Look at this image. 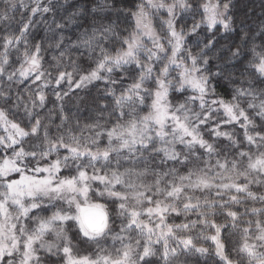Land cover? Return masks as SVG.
Listing matches in <instances>:
<instances>
[{
  "label": "snow or ice",
  "instance_id": "1",
  "mask_svg": "<svg viewBox=\"0 0 264 264\" xmlns=\"http://www.w3.org/2000/svg\"><path fill=\"white\" fill-rule=\"evenodd\" d=\"M19 4L24 6L23 0H19ZM35 4L31 8L32 16L51 10L49 6H42L40 0H35ZM17 6L18 0H8V8L15 10ZM134 7V11L124 9L135 20V28L122 39L121 48L113 54L100 43L104 35L97 36L96 30L91 36L85 33L87 38L78 39L61 51L58 58L53 57L58 73L54 76L43 69L45 49L42 43L32 44L28 40L29 29L33 26L31 19L23 23L19 35L0 38L3 48L0 80L23 83L31 79V85L24 89L27 103L22 94L17 93L14 105L24 104L27 127L10 120L7 111L0 108V129L3 131L0 134V264H43L40 252L48 258H57L62 264H151L148 258L157 255L154 247L157 245L160 246L159 264H182L181 256L210 254L209 248L198 247L190 234L198 225L214 231L202 238L211 241L217 264H240L231 258L221 239L222 230L229 226L241 233V243L233 251L245 257L247 264H264V193L252 191V186L264 187V88L257 89L254 82L249 81L248 88L234 89L230 101L209 100V96L216 94L211 80L221 76L220 71H210L209 58L205 55V49L210 48L213 41L209 40L196 54L185 47L186 37L201 28L213 32L219 25L230 31L229 3L222 0H203V3L196 0L195 4L189 0H172L171 3L140 0ZM153 9H164L168 14L164 21L167 25L165 37L158 35L151 26L149 17ZM177 9L193 13V19L199 13L201 19H194L187 31L177 30ZM0 19H9L7 10L0 12ZM109 31V28L103 29V33ZM144 37L151 47L143 43ZM63 40L61 36L55 45L57 49L62 47ZM21 43L25 46L21 65L8 72L9 52ZM70 48L77 51L84 48L89 56L99 48L95 67L80 75L78 80H74V75L79 66L70 57L68 63L73 71L60 70L61 61ZM16 51L19 52L18 47ZM251 51L252 59L247 67L257 81L264 83V51H257L256 46ZM141 55L147 62L140 59ZM232 55L239 57L242 53L237 48ZM157 64L163 66L157 69ZM128 65H135L139 75L119 95L114 89L109 90L114 101L108 113L109 118H114L111 127L99 122L105 119L103 115L95 123L81 127L79 121L73 123V118L64 114L65 98L70 97L73 89H82L93 81L116 84L118 81L112 80V74L124 71ZM173 71L176 77L170 79ZM53 81L60 117L55 136L36 111L45 107L44 89ZM65 82L67 90L56 91ZM146 84L153 87H146ZM189 90L193 95H185ZM173 93L185 96L184 102L173 104L169 99ZM0 98L7 102L11 96L0 92ZM241 100L247 101V107L241 106ZM195 104L200 111H193L191 106ZM144 107L147 113L140 114L138 109ZM221 110L226 118L208 131L217 140H228V149L223 155L201 133V128L213 122V113ZM51 111L48 119H51ZM256 118L261 121V130H257ZM237 125L243 132L242 142L235 138L234 132L221 131L222 126ZM76 129L80 133L87 130L92 135L76 134ZM30 140L38 141L29 145L33 150L25 147ZM105 140V146L101 147ZM177 145L183 150L177 151ZM62 152L65 154L61 155ZM113 156L116 157L115 167L109 168ZM212 157L216 159L213 161ZM121 158L133 165L144 163L146 167L141 171L126 168L121 172ZM84 160L87 163H83ZM154 162L157 167L171 162L188 170L179 174L177 167H170L160 172L148 167ZM194 162L197 166L189 167ZM98 163L100 167H96ZM63 171L69 175L62 176ZM150 171L154 175L150 184H138L132 179L142 178ZM14 174L18 178H13ZM93 184L98 187L93 188ZM197 192L201 195H196ZM90 193L116 204L121 223L119 231L111 236L113 244H120L115 254H104L103 249L95 258L74 253L67 225H74L81 238L97 243L112 231L106 204L92 203ZM249 200L261 206L245 208L243 212L232 210ZM58 202H63L66 209L62 206L49 216L41 215ZM190 214L197 219H189ZM173 215L184 216L187 222L168 223ZM217 215L230 219L231 225L218 224L209 218ZM242 216L253 219L242 220ZM241 224L246 226L240 227ZM48 235L54 240H46Z\"/></svg>",
  "mask_w": 264,
  "mask_h": 264
},
{
  "label": "trees",
  "instance_id": "2",
  "mask_svg": "<svg viewBox=\"0 0 264 264\" xmlns=\"http://www.w3.org/2000/svg\"><path fill=\"white\" fill-rule=\"evenodd\" d=\"M222 2L229 3V11L227 15L232 19L231 30L225 31L223 27L219 25L213 32H209L206 28H201L196 34L187 36L185 44L193 50L194 54H196L209 42V40L213 41L212 46L205 49V55L209 58L210 71H220L221 76L211 80V83L215 85L216 93L212 98H221L230 101L234 95V89L240 87V81H253L256 85L255 87H258L257 89L264 88V83L257 81L252 70L247 67L249 61L252 59L251 49L253 46H256L257 51H264V0H222ZM46 4L49 5L51 10L43 15L37 14L32 16L29 14L30 12L28 9H23L20 13H22L23 19H26L29 16L30 18H33V26L29 29L28 40L32 44H35L37 41L42 43V46L45 49L43 52L44 57L42 63L47 67L55 65L56 61L53 57H59V52H56L57 48L55 47V41L58 39L59 34H63V36H65L64 39H67L68 42L69 38L72 42H76L78 39H81L83 34L85 35V33H87V36H91L93 31L96 30L99 36L104 35V39L100 41L102 46L114 54L122 45V38H124L123 36L127 32L126 27L131 25V17L126 14L124 9L132 10V0H46ZM181 16L177 18V23L183 26L186 31L191 26V23L194 22V19L197 21L201 19V15L198 17L195 16L196 18L194 19L190 17L187 18L185 15ZM57 25H62V28H57ZM105 28H109L110 31L103 33V29ZM162 28L164 27L162 26ZM165 33L163 32L162 35H165ZM143 43L146 46L151 47V44L146 37L143 38ZM165 47L167 48L168 46L165 45ZM66 48L67 46L65 49ZM237 48L240 49L242 55L234 57L232 54ZM68 50L66 56L61 61V71H73V66L68 63L69 57L79 66V71L77 73L85 74L87 70L95 67L94 60L97 49L92 56H89L88 51L84 48H81L79 51L75 48H70ZM144 62L147 61L144 60ZM162 66L163 64H157L156 68L158 69ZM54 73L56 74L57 71ZM138 75L139 70L136 66L128 65L124 71H116L112 74V80L118 81L116 84L109 85L104 81H94L82 89H73V92L70 93V97L65 98L66 107L64 114L72 117L73 123L79 121L80 126L81 123L93 124L97 121L99 116L103 115L105 119H101L99 122L107 123L108 126L111 127L114 118H109L108 113L112 110L114 101L109 90L114 89L116 95H119L124 87L127 84H131L133 79ZM122 76L127 78L122 80ZM4 85L6 86L3 92L11 96V99L7 100V104L10 107V104L17 96V93L23 94V92H25L24 89L31 85V80L24 81L23 83L17 81H5ZM64 86L65 85L63 84L62 88H56V91H65L66 88H64ZM53 87H55L54 81L52 85L44 89L47 97L45 107L43 109H37L36 111H38L39 115L44 118V123L49 125L50 133H57L56 126L60 124V117ZM173 95L175 97L179 96V94L174 93ZM23 96L24 98H27V93L23 94L22 97ZM5 103L6 102L3 100V104ZM3 104H0V108L5 109ZM105 105H107V107H104ZM241 106L247 107V101L241 100ZM69 109H71V111H69ZM49 110H52L51 119H48ZM24 112L25 109L22 108L18 110L17 114H14L10 110L8 118L13 120V118L17 117V122L26 126L27 117L24 115ZM218 113L220 116L224 114L223 111ZM249 115L251 116L252 113L250 112ZM215 123L217 122L213 121L212 125ZM255 123L258 126L257 130H261L259 129L261 123L259 118L255 119ZM209 127L210 126H207L203 129V134L205 135L204 138L206 140L209 135ZM228 127L230 130H241L237 126ZM228 145L229 143L226 138H220L219 144L216 145L217 151L222 152L227 150ZM198 151L200 150L198 149ZM61 154H63V152ZM113 158H115V156H113ZM158 159L159 158H157V161ZM125 164L133 165L132 163L128 164L126 162ZM153 164V169H155L157 163L154 162L150 165ZM135 166L138 165H133L132 167L136 168ZM160 166L177 167L182 170L186 169L187 172V168L173 165L171 162L166 164V166ZM189 167H192V165ZM64 173H66V171H63L61 175ZM252 191L257 192L258 194L264 193V187L252 186ZM196 195L200 196L201 194L197 192ZM212 198V196H209V199ZM225 199H227V197ZM260 206L259 203L254 204L249 200L244 204L234 206L232 210L243 212L245 208ZM112 209L115 212L116 204L112 203ZM217 211L219 212L220 210L217 209ZM188 218L197 219L193 214H190ZM209 218L215 220L218 224L231 225L232 223L231 220L224 215H217ZM171 219L174 221L173 223L176 224L187 222L184 216L177 217L173 215ZM241 219L248 220L253 219V217L242 216ZM245 226L246 225L243 224L240 225V227ZM213 232V230L205 229L203 226L199 225L197 228L191 230L190 234L194 237V243H196L198 247L203 246L209 248L210 254L202 256L198 253H192L187 256H181L180 260L182 264H217L218 258L213 254L214 248L211 246V241H205L202 238L203 235H211ZM68 235L73 241L74 253L76 255H83L93 251V245L87 240L82 239L75 226L72 224L68 225ZM180 235L184 234L180 233ZM221 239L225 243L226 251L231 257H237V260L239 259L240 263L247 262L245 257L237 255V253L233 251V249L239 247L241 243V233L238 230L229 226L222 230ZM154 247L157 251V255L148 259H150L151 264H159L160 246L157 245ZM47 259L58 261L54 258Z\"/></svg>",
  "mask_w": 264,
  "mask_h": 264
},
{
  "label": "rangeland",
  "instance_id": "3",
  "mask_svg": "<svg viewBox=\"0 0 264 264\" xmlns=\"http://www.w3.org/2000/svg\"><path fill=\"white\" fill-rule=\"evenodd\" d=\"M40 2H41V5L42 6H49L48 4H46V0H40ZM132 2H133V8H132V10L134 11L135 10V7L134 6L137 3H139L140 0H132ZM164 2L165 3H171L172 0H164ZM199 2L200 3H203L202 0H199ZM189 3L195 4L196 3V0H189ZM23 5L24 6H20L19 0H18V6H17V8L15 10H13V9L8 8V0H0V12H3L5 10H7L8 11V15H9V19L7 21H5L3 19H0V38H2L4 36H7V35H19L20 28L22 27L23 23H27L29 21V19H31V20L33 19L32 17L30 18V16L27 17L26 19H23L22 13H20V11L23 10V9H28L29 12H30L29 14L32 15L31 8L36 6L35 0H23ZM181 15H185V16H187V18L190 17V18L193 19V13H191V12L182 13L179 9H177V18L180 17ZM195 16L198 17L200 15L199 14H195ZM195 16H194V18H196ZM149 19L151 20V26H152V28H154V30L156 31V33L158 35H160L161 37L167 36V25L164 23V21H166L168 19V14H167L166 10H164V9L163 10H155V9L151 10V14H150ZM177 22H178V19H176V27H177V30H179L180 28H183L185 30V28L183 26H181L180 24H178ZM192 24H193V22L191 23V25ZM162 26L164 28H162ZM126 28H127V30H126L127 32L125 31L126 33H125V35L123 37H126L130 31L134 30V28H135V20L133 18H131V25L130 26H127ZM162 29H163V31H162ZM163 32L164 33L166 32L165 35H162ZM61 36H63V34H59L58 35V39L55 41V44L60 40ZM97 36H99L98 33H97ZM63 37H65V36H63ZM66 38H67V36H66ZM85 38H87V37L83 34V36L81 37L80 40H83ZM73 43H74V41L72 42V40L70 38H69V42H68L67 39H64L63 40L62 47L60 49H57L56 52L58 51L59 52L58 55L60 56V52L61 51H65V47L68 46V45H70V44H73ZM149 43H150V41H149ZM0 45H2V40H0ZM16 47L19 48V52L16 51ZM16 47L11 48V50L9 52L10 65L7 67V71L8 72H12L13 70L19 68L20 65H21L22 59H23V52H24V47L25 46L21 43V44H19ZM121 47H122V45H121ZM185 47L186 48H189L186 44H185ZM2 51H3V48H2V46H0V52H2ZM68 51L69 50L66 51V54H67ZM192 52H193V50H192ZM98 53H99V49L97 48L96 54H98ZM66 54H65V56H66ZM170 54L171 53H170V49H169V55ZM143 56L144 55H141L140 56V59L142 61L145 60V57H143ZM43 57H44V55H43ZM25 67H27V65H25ZM43 69H47L49 72H51V74L53 76L54 75H57V73L56 74L54 73L56 71V69H55L54 66H48L47 67V66H44L43 65ZM80 75H83V74L76 73L74 75V80H78ZM175 77H176V72L173 71L171 73V76L169 78L170 79H175ZM30 80L31 79H28L26 81H30ZM5 81H7V80L6 79L5 80H0V92H3L4 91V88L6 86V85H4ZM17 82H20V81H17ZM64 85H65L64 88H66L65 90H67V88H68L67 82H65ZM127 85L125 87H127ZM145 86L146 87H153L152 84H146ZM255 86L256 85L254 84V87ZM248 87H249V82H247V81L246 82L245 81H240V87H238V88H248ZM256 88H258V87H256ZM25 93L26 92H23V94H25ZM185 95H193V93L191 92V90H189L188 92L185 93ZM212 97L213 96H209L208 99L211 100V99H213ZM22 98L24 99L25 103H27V98H24V96ZM169 99L172 101L173 104L183 103L184 100H185V96L179 95V96H176L175 97L173 94H170ZM147 103H150V101H147ZM0 104H3V99L2 98L0 100ZM15 104H16V97H15V99L12 100V102L10 104V107L7 104V102L5 104H3V106H5V110L7 111L8 116H9L10 110L14 114L15 113L17 114L18 113V110L20 108L25 109L24 108V104H20L18 107H14ZM29 107H30V105H29ZM191 107L193 108V111H200L198 104L192 105ZM138 111H140V114H146L147 111H148V109H147V107H144L142 109H138ZM10 117H12V116H10ZM213 117H214V120L213 121L214 122L216 121L217 123H219L221 120H223V119L226 118L225 117V114H223V115L220 116L219 113H213ZM17 119H18L17 117L16 118H13V120H15L16 122L18 121ZM50 122H48V123H50ZM84 125H88V124H82L81 123V127H83ZM27 126L28 125L23 126V127H27ZM208 126H210L209 128H211V127L214 126V124L212 125V123H210ZM237 127H239V126L237 125ZM203 129L204 128H201V133L205 137V135L203 134ZM221 131L234 132L235 138L237 140L241 141V142L243 141V132H242V130H240V131L239 130H230L228 126H226V127L225 126H222ZM0 134H3L2 129H0ZM56 134L57 133H51V135H53V136H55ZM76 134L83 135V136H90V135H92V133H90L87 130H85L83 133H80L79 132V129H76ZM219 139L218 140L215 139L210 133H209V135L207 137V140L210 143H214L215 146L219 144ZM36 143H38V141H36V140H30V141H28V143L25 144V147H26L27 150H33L32 148L29 147V145L30 144H36ZM105 144H106V140H105V143L104 144H101L100 146L101 147H104ZM242 147H243V144H242ZM182 150L183 149L181 148V146L177 145V151H182ZM200 151H202V150H200ZM221 153H222V155L223 154H226V150L225 151H222ZM64 154L65 153H63L61 155H64ZM212 159L214 161L216 159V157H212ZM115 160H116V157L113 158L112 164H110L108 166L109 168L115 167ZM82 162L83 163H87V160H84ZM125 162L126 161H124L121 158V167L119 169L121 172H123L126 168H133L132 167L133 165H127V164H125ZM126 163L131 164L129 162H126ZM137 165L138 166H135L136 168H134L135 171H141L142 169H144L146 167V165L144 163H140V164H137ZM164 166H166V164ZM194 166H197V163L196 162H194V164L192 165V167H194ZM96 167H100V164L98 163L96 165ZM148 167L154 168V164L153 165H148ZM168 168H170V167L169 166H167V167L159 166V167H156L155 170L156 171L163 172V171H167ZM178 170H179V174H185L186 173V169L185 170H182V169H179L178 168ZM89 171H91V170L89 169ZM65 174H68L69 175V172L66 171V173H64L62 176H65ZM72 174H74V172ZM13 178H18V176H15V174H14ZM132 179L135 181V183H138V184L139 183L150 184V183L153 182L154 175H153L152 172L151 173L149 172L148 175H146V176H144L142 178L137 179L135 177H132ZM96 187H98V185L97 184H93V188H96ZM90 195L92 196V200H91L92 203H102V204H106V206H107V209L106 210L110 214L109 219H110V224H111L112 231L109 233V235L107 237H105L104 239H102L101 241H99V243L92 242V241L87 240L90 244L93 245V251L92 252H89L87 254H83V255H90L93 258H95V256L100 253V250L101 249L104 250V254H107L109 252L115 254V250L118 249V248H120V244L119 243L113 244L112 239H111V236L113 234H115L116 232L119 231V227H120V223H121V218L117 216V211L116 210H115V212L113 211V209H112V202L108 201L106 198H98V197H96L92 193H90ZM62 206L65 209L67 207L66 205H63V202H58V203H56V205L54 207L53 206H49L47 208V210H45L44 212L41 213V215H43V216H49V215H51L52 212L56 211L57 208L62 207ZM168 220H169L168 223H173L174 222V221H172L171 217H169ZM32 226H33L32 224H29V227H32ZM66 227L68 229V225ZM211 234H214V232L211 233ZM45 239L48 240V241H53L54 240V237L52 235H48V236L45 237ZM72 243H73V241H72ZM225 247H226V245H225ZM40 255L42 257H44L43 264H62V261H60V260H58V261L55 260L56 261L55 262L53 260L47 259L48 257L46 258L45 254L43 252H40ZM51 258L57 259L55 257H51ZM231 258H233L234 261H239L240 262V260L239 259L237 260V257H235V256H233ZM246 263H240V264H246Z\"/></svg>",
  "mask_w": 264,
  "mask_h": 264
}]
</instances>
